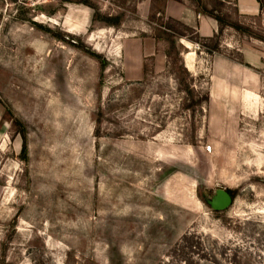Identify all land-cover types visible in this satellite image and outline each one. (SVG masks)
Wrapping results in <instances>:
<instances>
[{
  "label": "rangeland",
  "instance_id": "374dc122",
  "mask_svg": "<svg viewBox=\"0 0 264 264\" xmlns=\"http://www.w3.org/2000/svg\"><path fill=\"white\" fill-rule=\"evenodd\" d=\"M135 1L0 0V264H264V0L210 39ZM143 32L166 65L131 80Z\"/></svg>",
  "mask_w": 264,
  "mask_h": 264
},
{
  "label": "crops",
  "instance_id": "0c3cea01",
  "mask_svg": "<svg viewBox=\"0 0 264 264\" xmlns=\"http://www.w3.org/2000/svg\"><path fill=\"white\" fill-rule=\"evenodd\" d=\"M216 1L223 2L226 8L231 7L237 21L240 15L241 22L249 16L260 14L262 10L261 0H136L135 6L141 14L153 11L190 27L200 39H210L222 33H230L231 36L236 34L237 31L232 26L221 23L223 10L215 8ZM63 17L65 25L70 23L73 28L79 29L89 23V9L83 4L78 7L70 5ZM115 52L122 54V69L125 77L131 80L144 76L148 61H152L153 69L157 72L162 71L166 65V52L161 48L160 38L151 33L143 32L125 38L116 47Z\"/></svg>",
  "mask_w": 264,
  "mask_h": 264
},
{
  "label": "trees",
  "instance_id": "16d2710c",
  "mask_svg": "<svg viewBox=\"0 0 264 264\" xmlns=\"http://www.w3.org/2000/svg\"><path fill=\"white\" fill-rule=\"evenodd\" d=\"M78 3H83L86 5H89L88 0H77ZM262 1H260V5L262 6ZM221 20V19H220ZM232 27H234L235 29L239 30V31H243L244 27L242 25H240L239 23H231L230 24ZM186 29H191L190 27L186 26ZM84 51L86 53H88L91 56H94L95 58H99L100 59V55L98 53H95L94 51H90V50H85ZM101 60V59H100ZM101 65H102V69L105 68V66L107 65V61L102 59L101 60ZM25 130L22 129V137L25 138ZM24 149H26V145L25 142L23 143ZM226 191L230 194V196L232 197V199H234L237 195V190L236 189H230V188H226Z\"/></svg>",
  "mask_w": 264,
  "mask_h": 264
},
{
  "label": "water",
  "instance_id": "95a60500",
  "mask_svg": "<svg viewBox=\"0 0 264 264\" xmlns=\"http://www.w3.org/2000/svg\"><path fill=\"white\" fill-rule=\"evenodd\" d=\"M220 197L222 198L221 202L219 203V205H216L218 208L227 207L231 203V201L233 200L232 197L230 196V194L226 190L225 191L223 190V194L220 195Z\"/></svg>",
  "mask_w": 264,
  "mask_h": 264
},
{
  "label": "bare ground",
  "instance_id": "6f19581e",
  "mask_svg": "<svg viewBox=\"0 0 264 264\" xmlns=\"http://www.w3.org/2000/svg\"><path fill=\"white\" fill-rule=\"evenodd\" d=\"M222 194H223V190L219 189L218 192H217V195H216V197L214 199V205H219V203L221 202V199H222L221 198L222 196L220 197V195H222Z\"/></svg>",
  "mask_w": 264,
  "mask_h": 264
},
{
  "label": "built area",
  "instance_id": "2783aa9c",
  "mask_svg": "<svg viewBox=\"0 0 264 264\" xmlns=\"http://www.w3.org/2000/svg\"><path fill=\"white\" fill-rule=\"evenodd\" d=\"M197 45H199V44L197 43Z\"/></svg>",
  "mask_w": 264,
  "mask_h": 264
}]
</instances>
